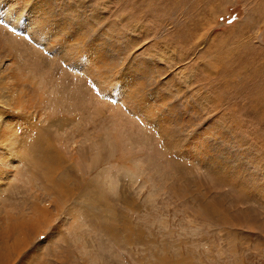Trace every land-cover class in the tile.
I'll use <instances>...</instances> for the list:
<instances>
[{"label":"rangeland","instance_id":"obj_1","mask_svg":"<svg viewBox=\"0 0 264 264\" xmlns=\"http://www.w3.org/2000/svg\"><path fill=\"white\" fill-rule=\"evenodd\" d=\"M0 264H264V0H0Z\"/></svg>","mask_w":264,"mask_h":264},{"label":"bare ground","instance_id":"obj_2","mask_svg":"<svg viewBox=\"0 0 264 264\" xmlns=\"http://www.w3.org/2000/svg\"><path fill=\"white\" fill-rule=\"evenodd\" d=\"M23 224V223H22ZM28 226V225H25V227ZM15 245V244H14ZM16 245L18 246V242H16ZM19 248V247H18ZM15 251H17L16 247H15ZM14 249H13V252H15Z\"/></svg>","mask_w":264,"mask_h":264}]
</instances>
